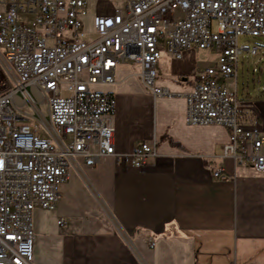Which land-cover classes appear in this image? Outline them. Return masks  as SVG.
I'll list each match as a JSON object with an SVG mask.
<instances>
[{
	"label": "built area",
	"instance_id": "obj_1",
	"mask_svg": "<svg viewBox=\"0 0 264 264\" xmlns=\"http://www.w3.org/2000/svg\"><path fill=\"white\" fill-rule=\"evenodd\" d=\"M123 1L97 9L88 33L85 0H0V79L8 82L0 87V264H31L33 211L55 207L76 157L91 165L111 156L142 169L155 154L154 143L115 149L114 99L99 86L113 83L120 62L137 66L154 101H182L186 124L227 129L221 154L233 168L264 174V121L243 125L235 91L222 82L235 77L242 52L262 49L264 0ZM240 36L253 42L238 43ZM187 49L213 54L214 64L188 77L184 93L158 85L161 52L180 58Z\"/></svg>",
	"mask_w": 264,
	"mask_h": 264
},
{
	"label": "crops",
	"instance_id": "obj_2",
	"mask_svg": "<svg viewBox=\"0 0 264 264\" xmlns=\"http://www.w3.org/2000/svg\"><path fill=\"white\" fill-rule=\"evenodd\" d=\"M87 2L86 15L112 7L98 2L91 11ZM210 56L187 49L173 58L163 50L157 84L186 92L187 78L214 64ZM255 56L264 66V45ZM238 69L237 62L235 76ZM113 76L99 88L114 99L116 151L144 142L154 143L155 154L142 169L111 156L91 165L76 157L55 207L33 211L31 264H264V174L222 157L224 127L188 125L182 101H154L135 64L118 63ZM238 101L243 125L252 117L262 124L264 95Z\"/></svg>",
	"mask_w": 264,
	"mask_h": 264
},
{
	"label": "rangeland",
	"instance_id": "obj_3",
	"mask_svg": "<svg viewBox=\"0 0 264 264\" xmlns=\"http://www.w3.org/2000/svg\"><path fill=\"white\" fill-rule=\"evenodd\" d=\"M98 2L109 4L110 6L116 9H121L124 4L123 0H88L87 9H93V7ZM90 16L91 15H85L82 17L84 28L85 30H87L88 33L90 30ZM29 18L30 16H19V19L24 21L29 20ZM260 40L264 43V37L260 38ZM242 42L251 43L253 42V38L249 36L238 37V43ZM210 55L212 54L209 53V58L211 59L212 56ZM238 65H243V72L241 73L238 69L237 76H235L233 79L222 80L224 86L228 89H233L235 91L237 100L244 99L245 93H248L251 99L262 97L264 95V66L262 65V62H259L257 60V56H249L246 52H242L238 57ZM260 71H262V73ZM7 85V81H1L0 79V87L4 88ZM40 111L42 116L46 118V108L43 104L40 105ZM27 121L31 124H34L33 119H27ZM39 131L41 136H45L42 130Z\"/></svg>",
	"mask_w": 264,
	"mask_h": 264
}]
</instances>
